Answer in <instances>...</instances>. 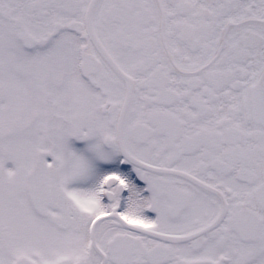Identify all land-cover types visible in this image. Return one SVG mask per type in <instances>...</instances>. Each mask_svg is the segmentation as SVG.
Segmentation results:
<instances>
[{
    "label": "snow or ice",
    "instance_id": "snow-or-ice-1",
    "mask_svg": "<svg viewBox=\"0 0 264 264\" xmlns=\"http://www.w3.org/2000/svg\"><path fill=\"white\" fill-rule=\"evenodd\" d=\"M0 264H264V0H0Z\"/></svg>",
    "mask_w": 264,
    "mask_h": 264
}]
</instances>
